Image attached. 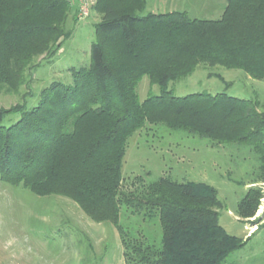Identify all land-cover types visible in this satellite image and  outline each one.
I'll return each mask as SVG.
<instances>
[{
	"label": "trees",
	"instance_id": "trees-1",
	"mask_svg": "<svg viewBox=\"0 0 264 264\" xmlns=\"http://www.w3.org/2000/svg\"><path fill=\"white\" fill-rule=\"evenodd\" d=\"M69 9L68 0H0V90L14 87L35 55L66 38ZM144 9L145 0H96L89 67L72 70L70 85L51 83L32 108L0 109V180L36 196H66L93 221L112 223L126 264H225L244 242L220 226L212 186L162 175L126 187L121 166L135 132L162 125L212 146H248L264 182V103L224 93L174 97L168 90L198 65L264 80V0H227L218 20L142 15ZM143 77L160 95L140 102ZM10 116L18 118L5 125ZM261 198L248 189L235 213L254 218ZM122 209L155 219L159 245L130 238L120 225Z\"/></svg>",
	"mask_w": 264,
	"mask_h": 264
},
{
	"label": "rangeland",
	"instance_id": "rangeland-1",
	"mask_svg": "<svg viewBox=\"0 0 264 264\" xmlns=\"http://www.w3.org/2000/svg\"><path fill=\"white\" fill-rule=\"evenodd\" d=\"M95 4L96 0H88ZM227 0H145L142 15L184 12L190 19L218 20ZM65 31L59 46L35 55L22 68L14 87L0 90V109L18 105L32 108L40 92L57 82L72 83L71 71L90 65L93 26L100 14L92 6L87 16H77L78 0H68ZM174 97L190 94L224 93L239 99H258L264 103V80H252L240 70L198 65L194 72L169 84ZM138 100L160 95L157 86L143 77L136 88ZM18 116L5 121L9 125ZM256 155L248 146H212L181 131L162 125H146L128 140L121 173L126 187L135 178L145 182L162 175L177 182H200L217 191L221 208L217 209L220 226L244 242L225 264H264V220L241 219L235 208L248 189L262 192L259 208L264 210L263 180L258 179ZM262 182V183H261ZM252 185L246 188V185ZM246 188V189H245ZM258 208V209H259ZM120 225L130 238H145L159 245L161 232L155 219L144 220L122 209ZM246 233V237L244 232ZM255 231V233H254ZM254 233L253 235L251 233ZM0 264H126L121 238L110 222H95L80 206L66 196H36L22 186L0 180Z\"/></svg>",
	"mask_w": 264,
	"mask_h": 264
},
{
	"label": "built area",
	"instance_id": "built-area-1",
	"mask_svg": "<svg viewBox=\"0 0 264 264\" xmlns=\"http://www.w3.org/2000/svg\"><path fill=\"white\" fill-rule=\"evenodd\" d=\"M92 4L93 2L90 3L88 0H78V18L82 19L87 16V13L89 12Z\"/></svg>",
	"mask_w": 264,
	"mask_h": 264
},
{
	"label": "crops",
	"instance_id": "crops-1",
	"mask_svg": "<svg viewBox=\"0 0 264 264\" xmlns=\"http://www.w3.org/2000/svg\"><path fill=\"white\" fill-rule=\"evenodd\" d=\"M252 185H246V188H249V187H251ZM245 188V189H246ZM261 189H264V187H261ZM262 205H263V207H264V200H263V202H262ZM255 219H257V222H259L260 220H264V210L262 209V208H259L258 210H257V212H256V214H255V217H254ZM254 218H251V219H249V221L248 222H252V220L254 219ZM262 220V221H263ZM245 231V230H244ZM250 231V230H249ZM249 231H245L244 232V234H245V236L244 237H246L247 235H246V233H248ZM250 233V232H249ZM254 233H255V231H254ZM253 232L251 233L252 235L254 234Z\"/></svg>",
	"mask_w": 264,
	"mask_h": 264
}]
</instances>
